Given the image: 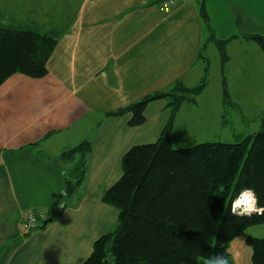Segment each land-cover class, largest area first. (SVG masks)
<instances>
[{
    "label": "crops",
    "instance_id": "crops-1",
    "mask_svg": "<svg viewBox=\"0 0 264 264\" xmlns=\"http://www.w3.org/2000/svg\"><path fill=\"white\" fill-rule=\"evenodd\" d=\"M205 3L215 38L228 40L224 66L214 43L205 50L208 64L212 46L219 56L215 113L227 109L225 78L231 104L235 97L238 112L260 121V130L264 52L247 37L264 35L258 24L264 23V0ZM199 11L200 0H181L169 11L143 0H0L1 26L59 32L45 77L15 74L0 86V264H83L96 240L115 229L119 212L104 194L120 179L129 149L159 140L170 110L166 100L152 101L138 127L129 125L130 113L111 114L178 81L200 83L206 61L198 53L210 32ZM199 101L185 102L177 112L174 148H181L175 133H188L200 117ZM84 141L91 143L86 175L68 195L66 178L80 155L64 160L62 154ZM39 209L52 221L25 236V214ZM254 226L249 236L264 238V224ZM228 251L234 264H253L244 236Z\"/></svg>",
    "mask_w": 264,
    "mask_h": 264
},
{
    "label": "trees",
    "instance_id": "trees-1",
    "mask_svg": "<svg viewBox=\"0 0 264 264\" xmlns=\"http://www.w3.org/2000/svg\"><path fill=\"white\" fill-rule=\"evenodd\" d=\"M199 13L210 32L198 53V59L206 61L200 83L187 87L178 81L166 91L111 114L130 113L129 125L138 127L145 123V110L152 101L166 100L170 110L157 142L134 146L124 155L122 175L103 197L118 210V225L96 240L83 264H208L217 254L234 264L228 247L240 236H245L252 248L253 264H264V238L246 235L249 227L264 224V214L240 217L231 213L235 194L245 187L254 190L258 206L264 205V119L257 133L239 143L205 142L189 148H174L172 144L177 112L185 102L196 103L207 85V44L216 45L222 66L229 59L228 40L215 38L205 0H200ZM247 38L264 52L263 36ZM58 40L57 30L0 25V86L15 74L45 77ZM223 103L231 104L225 78ZM90 151L91 143L84 141L62 154L64 160L80 155L66 178L68 195L84 181Z\"/></svg>",
    "mask_w": 264,
    "mask_h": 264
},
{
    "label": "rangeland",
    "instance_id": "rangeland-1",
    "mask_svg": "<svg viewBox=\"0 0 264 264\" xmlns=\"http://www.w3.org/2000/svg\"><path fill=\"white\" fill-rule=\"evenodd\" d=\"M258 24L263 26L262 31L264 32V23L261 24L259 22ZM260 36L264 35L260 34ZM207 55L209 57L210 68L208 73V79L210 78L209 89L206 92L204 98H202L200 101L197 100L200 103L199 109L201 111V114L200 117L196 120L198 122H201L202 124L200 126L196 121V124L190 125V130H188V133L183 130L175 133L174 144L175 146H180L181 148H189V146H192L194 144L196 145L205 142L239 143L242 142L249 134H255L259 131L257 123H259L260 121L256 119L250 120L248 119L247 114V116H244L241 112H238L240 107L236 105L235 97L233 100V104H228L225 106L227 109H224V114L223 107L222 111H220L219 114L215 113L217 104V109L220 107L218 100L214 99L216 93H219V91H221V86L218 85V81H220V66L218 59L219 56L217 49H215L214 46L211 47V50ZM212 96V100H216L217 103H208L209 100L212 101ZM241 111L245 112L243 108L241 109ZM256 112L257 106L254 107L253 111L249 114L253 115ZM223 115L225 119H223ZM224 121H227L226 125ZM254 227L257 226L249 227L246 231V234L249 235V232L253 231Z\"/></svg>",
    "mask_w": 264,
    "mask_h": 264
},
{
    "label": "clouds",
    "instance_id": "clouds-1",
    "mask_svg": "<svg viewBox=\"0 0 264 264\" xmlns=\"http://www.w3.org/2000/svg\"><path fill=\"white\" fill-rule=\"evenodd\" d=\"M231 213L238 214L240 217L264 214V205L258 206L257 196L252 188H242L231 203ZM208 264H229L227 258L222 254H217L210 259Z\"/></svg>",
    "mask_w": 264,
    "mask_h": 264
},
{
    "label": "built area",
    "instance_id": "built-area-1",
    "mask_svg": "<svg viewBox=\"0 0 264 264\" xmlns=\"http://www.w3.org/2000/svg\"><path fill=\"white\" fill-rule=\"evenodd\" d=\"M147 5H154L162 11H169L181 0H143ZM254 214V213H253ZM46 220V215L42 210L29 211L25 214L22 222V231L24 235H29L32 231L37 229L41 222Z\"/></svg>",
    "mask_w": 264,
    "mask_h": 264
},
{
    "label": "water",
    "instance_id": "water-1",
    "mask_svg": "<svg viewBox=\"0 0 264 264\" xmlns=\"http://www.w3.org/2000/svg\"><path fill=\"white\" fill-rule=\"evenodd\" d=\"M51 221H52V219L45 220V221L43 222V227H44L45 225H47L49 222H51Z\"/></svg>",
    "mask_w": 264,
    "mask_h": 264
}]
</instances>
